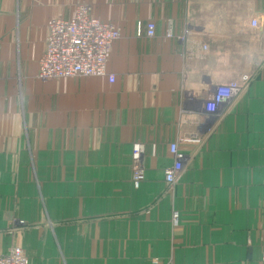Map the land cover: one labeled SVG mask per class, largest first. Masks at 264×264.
<instances>
[{
    "label": "crops",
    "instance_id": "obj_1",
    "mask_svg": "<svg viewBox=\"0 0 264 264\" xmlns=\"http://www.w3.org/2000/svg\"><path fill=\"white\" fill-rule=\"evenodd\" d=\"M80 3L120 28L107 64L115 81H43L48 22ZM0 5V253L16 243L29 264H262L264 0ZM251 18L261 28L242 34ZM169 20L176 34L189 28L186 42L166 36ZM149 21L155 35L138 34ZM243 74L249 86L206 126L207 87ZM175 141L191 158L170 191ZM135 142L145 145L139 187Z\"/></svg>",
    "mask_w": 264,
    "mask_h": 264
},
{
    "label": "built area",
    "instance_id": "obj_2",
    "mask_svg": "<svg viewBox=\"0 0 264 264\" xmlns=\"http://www.w3.org/2000/svg\"><path fill=\"white\" fill-rule=\"evenodd\" d=\"M1 10V5H0ZM173 20H169V28L166 36L176 38L180 42H186L191 31L186 28L182 33L176 34L172 29ZM261 28V22L257 18H251L243 24L242 34L254 33ZM48 36L46 48L40 59L38 76L43 81H49L67 77L107 76L111 82L115 81V75L108 71V59L113 44L120 38V28L114 22L103 21L91 15L90 7L86 3L76 6L71 18H51L48 22ZM145 31L146 35L153 37L156 33V24L153 21L138 26V34ZM207 50L208 45L204 44ZM252 74H243L238 80H232L226 84L210 85L204 92L203 113L206 126L218 122L226 110L244 92L252 81ZM186 100L191 99L187 92ZM183 111L186 109L183 108ZM190 111V110H189ZM187 142L200 143L199 138L187 139ZM169 150L174 158L173 164L165 169V181L168 190L172 191L190 161L191 156L182 151L179 141L170 143ZM145 145L135 142L132 147V181L139 187L145 179ZM177 212L174 213L173 223L177 225ZM16 226L21 229L27 224L16 219ZM14 228L13 231H17ZM0 264H29V257L25 250L13 243L8 250L0 253ZM264 264V249L262 254Z\"/></svg>",
    "mask_w": 264,
    "mask_h": 264
},
{
    "label": "rangeland",
    "instance_id": "obj_3",
    "mask_svg": "<svg viewBox=\"0 0 264 264\" xmlns=\"http://www.w3.org/2000/svg\"><path fill=\"white\" fill-rule=\"evenodd\" d=\"M29 226H30V224H29ZM28 226V227H29ZM19 228H20V226H18ZM14 228H12V230H13ZM24 229V228H23ZM12 232H21V231H19V230H17V231H12Z\"/></svg>",
    "mask_w": 264,
    "mask_h": 264
}]
</instances>
